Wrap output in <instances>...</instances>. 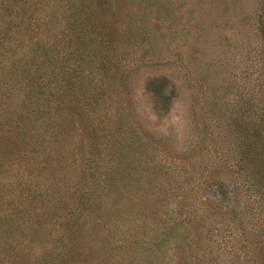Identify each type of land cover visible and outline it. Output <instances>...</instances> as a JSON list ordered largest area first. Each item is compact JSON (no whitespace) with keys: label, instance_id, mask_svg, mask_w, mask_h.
Returning a JSON list of instances; mask_svg holds the SVG:
<instances>
[{"label":"rangeland","instance_id":"obj_1","mask_svg":"<svg viewBox=\"0 0 264 264\" xmlns=\"http://www.w3.org/2000/svg\"><path fill=\"white\" fill-rule=\"evenodd\" d=\"M0 264H264V0H0Z\"/></svg>","mask_w":264,"mask_h":264}]
</instances>
